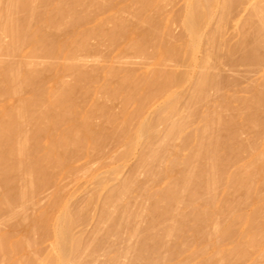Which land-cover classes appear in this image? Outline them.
Wrapping results in <instances>:
<instances>
[{
	"label": "rangeland",
	"instance_id": "374dc122",
	"mask_svg": "<svg viewBox=\"0 0 264 264\" xmlns=\"http://www.w3.org/2000/svg\"><path fill=\"white\" fill-rule=\"evenodd\" d=\"M77 1L35 0L32 14L29 1L19 0L33 18L18 2L29 17L20 8L12 14L31 39H20L17 48L10 44L14 22H2L13 26L0 29L12 33L0 32L1 126L21 102L40 100L30 110L24 104L27 121L14 117L11 129L0 127L25 135L27 142L16 138L26 142L22 162L37 166V160L40 169L19 162L13 169L18 147L8 150L14 136L6 143L9 134L1 131L0 161L12 170L0 167L8 170L0 171V240L7 245L0 264H264V159L240 172L254 152L264 156V41L256 29L262 16L250 17L264 0H231L224 11L223 0H206V14L196 13L194 42L184 20L195 0ZM68 9L82 19L71 24ZM64 19L69 24L55 25ZM9 44L18 51L7 52ZM20 63L37 70L27 79L29 66L20 69L16 79L30 82L20 81V88L18 81L13 95L19 69L7 71L11 84L5 70ZM203 73L209 85L193 99ZM60 87L64 97L53 98L60 103L49 109ZM206 119L212 125L202 135ZM178 121L181 132L167 135ZM143 123L152 127V135L142 134L148 138L139 137ZM198 133L215 147H202ZM162 145V155L151 160ZM4 146L17 152L14 159ZM209 157L218 177L213 190L206 187ZM186 174L194 176L188 186L180 181ZM122 186L120 219L115 200H108ZM235 215L250 222L233 221ZM62 228L74 241L64 252L57 240Z\"/></svg>",
	"mask_w": 264,
	"mask_h": 264
},
{
	"label": "bare ground",
	"instance_id": "6f19581e",
	"mask_svg": "<svg viewBox=\"0 0 264 264\" xmlns=\"http://www.w3.org/2000/svg\"><path fill=\"white\" fill-rule=\"evenodd\" d=\"M20 1H21V2H25V0H24V1L20 0ZM26 1H27V0H26ZM28 1H29V5L32 7L33 5H32L31 3L33 2V4H34V1H35V0H33L32 2H31V0H28ZM36 1H37V0H36ZM76 1H77V0H73V3H77V2H78V1H77V2H76ZM79 1H81V2H83V1L88 2V1H91V0H88V1H87V0H79ZM207 1H208V3H210V1H212V0H210V1L207 0ZM207 1H206V0H197V1L195 0L194 3H191V7L189 6V7H190L189 10L187 9V13H188V14H186V15H187V18H186V16H185V20H184V21H185V23H184V24H185V30L188 29V31H189L190 34H191V38H192V41H193V42H194V40H197V33H196V29H195V28H196V24H197L196 21H197L198 15H200L199 12L201 11L200 13H201L202 15H203V14H206V12H207V10H206L207 6H205V3H207ZM229 1H230V2H229ZM18 2H19V0H8L7 3H6V2L3 3V4H6V5H4V6H6V7H4L3 4L0 3V7H1V8H0V16H1L0 19H1L2 17H3V18L6 17V19H3V18H2L3 20L1 19V22H0V23H1V24H0V29H1V26L4 25V23L2 24V22H3L4 20H7V21H9V22L12 21V22H14V24H13L12 22H11V24H13L14 26L11 25L10 23H8V24L5 23V25H8V26H5V25H4V26H5L4 28L7 29V28H9L10 26H11V27L13 26L12 28L15 29V30L13 29V30L15 31V33H14V31H12V33H13L15 36H17L18 38H17V37L15 38V36L13 37L12 33H10V34L7 33V30H8V29H7V30H4L3 27H2V30H1L0 32L3 33V32L6 31L5 33H6V34H9V35H8L9 37L12 35V36L10 37V38L12 39L11 42H10V44H11L14 48H17L16 46H17L18 44H20V42L22 43V41H25V39H27V40L31 39L30 35L28 34V35H29V36H28V35L26 34V32H25V31H28V30H27V25H24V22L21 23V24H20L19 21L17 22V19H16V17H15L16 15L14 16V15L12 14L13 11H14V14H16L15 12H17V13L20 12V11L17 10L18 8H20V7H18V4H19L20 2H19V3H18ZM81 2H80V3H81ZM195 2H196V3H195ZM221 2H222V4H223V5H222V4L220 3V5H222V7L220 6L221 11L226 10V7L229 6V4H231V0H223V1H221ZM17 3H18V4H17ZM25 3H28V2H25ZM83 3H84V2H83ZM16 5H17V6H16ZM22 5L24 6V3H23V4H22V3L19 4V6H22ZM27 5H28V4H27ZM27 5H25L24 8L28 10V8L26 7ZM29 5H28V7L30 8ZM206 5H207V4H206ZM2 6H3L4 8H3ZM204 6H205V7H204ZM260 7H261V8H259V6H258V7H255L254 10H252L253 12L251 11V12H252V13H251V16H250L251 18H253L254 16H255V17H257V16H262V17H264V13H262V12H264V8H262V7H264V5H262V6H260ZM2 8H3L4 10H2ZM14 8H15V9H14ZM32 8H33V12H32V14H33V13H34V6H33ZM32 8H31V9H32ZM187 8H188V6H187ZM25 9H24V10H25ZM16 10H17V11H16ZM19 10H22V12H23L24 14H25V12H26V11H25V12L23 11L22 7H21ZM29 10H30V9H29ZM29 10H28V12H26V13H28V14L30 15V14H31V11L29 12ZM1 11H2V12L4 11V12H3L4 14L1 13ZM68 11H69V9L67 10V13H69V12L71 11L69 14H67L68 16H71V17L69 18V17H67V15H66V19H67L68 21L70 20V23H71V24H72V22H71V18L74 19V20H75V19L78 20V19H80V18L82 19V17L79 16V15H78V17L76 16V18H75L74 15H77V14H75V13L73 14V11H72V10H70L69 12H68ZM198 11H199V12H198ZM197 12H198V13H197ZM10 13H11V15H10ZM71 13H72L73 15H72ZM196 13H197L198 15H196ZM1 14H3V15H1ZM28 14H27V15L25 14V16L29 17ZM32 14H31V15H32ZM70 14H71V15H70ZM252 14H253V15H252ZM261 14H262V15H261ZM31 15H30V18H31ZM9 16H11V17H9ZM13 16H14V17H13ZM72 16H74V17H72ZM252 16H253V17H252ZM27 17H25V18H27ZM79 17H80V18H79ZM196 17H197V18H196ZM255 17H254V18H255ZM262 17L259 19V23L257 22L258 28L256 27V29H257V31H258L257 34L259 35V37H260V35H261L260 38L262 39V41H264V40H263V39H264V18H262ZM9 18H10V19H9ZM12 18H13V20L16 19L15 21H16L18 24H17L15 21H13ZM32 18H33V15H32ZM32 18H31V19H32ZM31 19H28V18H27V19H25V20L30 21ZM66 19H64V20L62 21L61 24L55 23V25H58V26L60 27V26H62L63 24H64V25L69 24V23H66V22H68ZM65 20H66V21H65ZM76 20H75V22H77ZM64 21H65V22H64ZM4 22H6V21H4ZM26 22H27V21H26ZM63 22H64V23H63ZM73 22H74V21H73ZM195 22H196V23H195ZM15 23H16V24H15ZM65 23H66V24H65ZM9 24H10V25H9ZM19 24H20V26H19ZM16 26L19 27L18 29H19V33H20V34L25 30V31L22 33V34H24V36L21 34V35L23 36V39L21 38L22 36H21L20 34H18V32H16V30L18 31V29H16V28H17ZM23 26H25V27H23ZM52 26H54V24H52ZM11 27H10L9 29H12ZM21 27H23L24 30H23V28H21ZM54 27H55V29H56L57 26H54ZM54 27H53V28H54ZM25 28H26V29H25ZM57 28H58V27H57ZM3 30H4V31H3ZM21 30H23V31L20 32ZM8 31L11 32L10 30H8ZM214 33H215V31L213 32V34H214ZM16 34H17V35H16ZM213 34L210 35V36L208 37V41L212 40ZM19 35H20V38H19ZM27 37H28L29 39H28ZM13 38L16 40V41H14V44L17 43L18 40H19V43H17L16 45H14L13 42H12V41H13ZM20 39H21L22 41H20ZM29 41H30V40H29ZM10 44H9L8 47H6V49H5L6 51H7V50L10 51V50L13 48ZM18 46H19V45H18ZM186 46H187V45H186ZM8 48H9V49H8ZM10 48H11V49H10ZM187 48H191V47H189V45H188ZM18 49H19V47H18ZM18 49H17V50H16V49H12L11 51H12V53H15V51L17 52ZM14 50H15V51H14ZM7 52H8V51H7ZM10 53H11V52H10ZM20 64H25V63H20ZM20 64H18L17 66L20 67V66H21ZM206 64H207L206 62L203 63L204 66H206ZM26 65L29 66V68L26 67ZM10 66H11V67H14V68L11 69ZM23 66L26 67V68H28L27 71H26V68H24V70H25L24 73H25V72L29 73V72L31 71V72L29 73L30 75H29V74L25 75V74L23 73V74L27 77V79L30 78L31 75L34 74V72H36V70H37V69L35 68L36 66H34V65H30V64L22 65L20 68H19V67L15 68L16 65H14V66H13V65H9V67H8L9 69L6 68L7 70H5L6 73H8V72L16 73V72L19 71V72L16 73L15 75H12V76L14 77V80L12 79L13 83H12V81H10V80H11L10 78H13V77H10V76H11L10 74H12V73H10V74L8 73L9 75H6V73H5V75L7 76V78H9V79H8L9 82H10L9 84L12 83V84L10 85V87H11V90L13 91V93L11 92L10 88L8 89V91L10 90V94L12 93V94L14 95V93H16V92H17V91L23 86V84L25 85V82L27 81L26 78H25V79H22L23 82H24V83L22 84V83L20 82V81H22V80H21L22 77L20 78V81L18 80V78L16 79V76H18L17 74L20 73V69H21ZM30 66H32V67L30 68ZM33 66H34V67H33ZM34 68H35L36 70H35ZM17 69H19V70L17 71ZM32 69H34V71H32ZM12 70H13V71H12ZM14 70H15V72H14ZM7 71H8V72H7ZM28 71H29V72H28ZM24 75H22V76H24ZM28 75H29V76H28ZM18 77H19V76H18ZM24 80H25V81H24ZM16 81H17V82H16ZM18 81L21 83V84H20V88H19V86H18L19 84H16V83H18ZM14 82H15V84H14ZM29 82H30V79H29ZM29 82L27 81L26 84H28ZM208 83H209V80H208L207 76H206L204 73L201 74V76H199V79L196 81V83H195V87H194V90H193V92H192V94H193V99H194V98H199L200 96H202L204 89L209 85ZM12 86H13V87H12ZM15 86H17V88H16ZM14 87H15V88H14ZM14 89H16V90H14ZM60 89H61V87L59 88V91H60V92H59V91H58V92H55V93L52 95L53 97H51V95H50L49 100H51V101L54 100L53 102H55V103L52 104V103H53V102H52V103L50 104V102H49V104H50V105L48 104L49 109H52V108H51V105L56 106V105H58V103H60V101H59L57 98H61L60 96H63V94L61 95V93L64 92V87H62L61 90H60ZM62 90H63V92H61ZM59 93H60V94H59ZM12 94H11V95H12ZM38 95H39V93L37 94V96H38ZM54 95H55V96H54ZM37 96H36V97H37ZM58 96H59V97H58ZM38 97H39V98H34V99H33V100H34V102L32 101L33 103L31 102V103L29 104V103H26V102H25L26 105L28 106L29 110L31 109L32 104H34L35 102H36V103L39 102V100H40V95H39ZM55 97H57V98H56V99H57L56 101H55V99H53V98H55ZM63 97H64V96H63ZM63 97H62V99H60V100H63V101H64ZM36 99H39V100L36 101ZM52 99H53V100H52ZM46 101H47V98H45V102H46ZM56 102H57V103H56ZM25 103H22V102H21V103L19 104V106L16 107V109H14L13 111L11 110V111L13 112V114H14V115H13V118L11 117V115L8 116V117H9V118H12V119H13L12 121H14V117H15L16 119H18V121H19L20 119H23V117H24L23 121H27V120L29 119V118H27V117L25 116V114H28V113H25V112H26V111L29 112L28 109H27V106L24 105ZM28 104H29V105H28ZM55 104H56V105H55ZM45 105L47 106V104H45ZM29 106H30V107H29ZM46 106L43 108V111L46 110V108H47ZM25 108H26V111H25ZM44 109H45V110H44ZM166 109H167V110H172V106L169 105V106L166 107ZM12 112H11L10 114H12ZM169 112H170V111H169ZM29 114H30V113H29ZM29 114H28V116H29ZM43 114H44V112H42L41 114L38 113L39 116H40V115L43 116ZM42 116H40V118H41ZM45 116H46V115H45ZM45 116H43V117H45ZM25 117H26V118H25ZM29 117H31V116H29ZM35 118L38 119V120H37L38 125H39V123H41V122L43 121V119H41V121H40V120H39V119H40L39 117L37 118V117L35 116ZM46 118H47V116H46ZM46 118H45V119H46ZM26 119H27V120H26ZM7 121L9 122V119H8ZM12 121H10V122H12ZM20 121H22V120H20ZM39 121H40V122H39ZM44 121H46V120H44ZM48 121H49V120H47L46 123H47ZM10 122H9V124H10ZM205 122H206V123L204 124V128H203L202 131L200 132V134H202V135H203L206 131H209L208 129H209V128L211 127V125H212V122H211V121L208 122L207 119L205 120ZM210 122H211V123H210ZM44 123H45V122L41 123L42 125H41V124H40V125L43 126V125H45ZM1 124H2V123H1ZM1 124H0V126H1ZM9 124L7 125V122H6V123H3L4 126L7 125L8 128L11 129V127H9L11 124H10V125H9ZM145 124H146V123H145ZM145 124L143 123V125H141V126L138 128V130H137L139 133H141V136L139 135L140 138L145 134V132L148 133V132H150V130L152 129L151 126H148V127H147V124H146V125H145ZM210 124H211V125H210ZM3 125H2V126H3ZM148 125H149V124H148ZM169 125H170V126H169ZM169 125H168V128H169V129H167L166 134L169 132L170 135H171V133H174V134H175V133H179V132H181V130H182V128H183V124H182V122H180V121L175 122V123H174V122H171V123H169ZM207 125H209L210 127H209V126L207 127ZM2 126H1V127H2ZM7 126H5V128H7ZM11 126H12V125H11ZM1 127H0V133L3 134V136H6V134L4 135L3 132L6 133V131H7L8 134H9V136H10V132H11L12 130L9 132V129H8V130H5L4 127H3L4 130H2ZM150 128H151V129H150ZM168 130H169V131H168ZM1 131H3V132H1ZM151 131H152V130H151ZM169 133H168L167 135H169ZM11 134H12V136H10V137L7 135L8 138H7V136H6V138H4V137H2V135H1L0 137H2V138H4V139H7V140H6V143H7L8 141H10V140L16 142V141H17L16 138L20 137L19 135H16V136H15V134H14V135H13V133H11ZM68 134H69L68 136H70V137L66 136V138H70V139L73 138V137L71 136L72 133H71V135H70V133H68ZM142 134H143V135H142ZM200 134L198 133V134H196V136L198 137ZM146 135H149V136H150V135H152V133L150 132V134L148 133V134H146ZM146 135L143 136V137H147ZM13 136H14V137H13ZM24 136H25V135L21 136V137H23V138H21V137H20V138L23 139L22 141L25 140V141L27 142V140L24 138ZM73 136H74V135H73ZM200 136H201V135H200ZM200 136H199V137H200ZM12 137L15 138V140H13ZM201 137H202L203 139L206 140V141L204 142L205 144L203 143L204 140H202V142H201V141L199 142V144H201V145L203 144L202 147H206V146H204V145H206V143H207V146L210 145L209 147H212V148L215 147V144L213 143L214 141L212 142V141L210 140L211 138H210L209 140H207L208 138H205V137H203V136H201ZM206 137H207V136H206ZM10 138H12V139H10ZM66 138L64 139L65 141H69V142L71 141L70 139H66ZM140 138H139V139H140ZM147 138H148V137H147ZM8 139H10V140H8ZM18 139H19V138H18ZM21 139H20V142H21ZM61 139H63V138H61ZM133 139H134V137H133ZM142 139H145V138H142ZM199 139H201V138H199ZM64 140H59V141H60V142L58 141L59 144L61 143V144L63 145L62 141H64ZM0 141H1V138H0ZM11 141H10V142H11ZM207 141H208V142H207ZM210 141H211L213 144H212ZM10 142H8L7 144H5L6 146L9 147V148L7 147L8 150H9V149L13 150V148H14V147L16 148V146H17L18 149H15V151H17V150H18L19 152L23 151V153H22V152L19 153V152L17 151L20 157H17V156H18V155H17L16 158H15L16 160H13V163H11L12 165L10 164V165L12 166V168H13V165H16V163H17L18 168H20L21 165L23 164L22 166H25V165L28 166L27 168H26V166H25L26 169L29 170L30 168H33V167H34L33 170H35V169H36V168H35L36 165L34 164L35 166H34V165L31 166V164L34 163V162H31V161H30V165H28L29 161H28L27 163H25V165H24V163L22 162V160H24L25 157H26V154L24 153V151H25V149H26V142H24V143L21 142V143H20L19 140H18L17 143H15V144H14V142H12V143H10ZM56 142H57V141H56ZM69 142H67L68 144H64L63 146L70 145L71 143H69ZM9 143H10V144H9ZM18 143H19V144H18ZM22 143L25 144V145H23ZM208 143H209V144H208ZM12 144H14L15 146L13 145V147H12V146H11ZM16 144H17V145H16ZM61 144H60V145H61ZM161 144H163V142H162ZM211 144H212V146H211ZM159 145H160V144H159ZM201 145H200V148H202ZM23 146H25V147H23ZM162 146H163V145H162ZM213 146H214V147H213ZM4 147H5V146H4ZM11 147H12V148H11ZM159 147H161V146H159ZM7 148L5 147L3 150H4L5 152H6V151L8 152ZM163 148H164V146H163L162 148H160L161 150L158 148V150H156V151H157L156 153H155V152L152 153L153 151H151V153H152V155H151V153H150V155H151V156H150V157H151V160H152V158H153V160L156 159V157H158V154L160 155V153H161V155H162V150H163ZM160 151H161V152H160ZM9 152H10V153H9ZM9 152H8L9 155L7 156V158H10V157L13 155V156L11 157V159H14V154L16 155L17 152H12V153H14V154H12L11 151H9ZM25 152L27 153V151H25ZM3 153H4V152H3ZM5 154H6V153H5ZM5 154H4V155H5ZM10 154H11V156H10ZM24 154H25V157L23 156ZM6 155H7V154H6ZM155 155H156V156H155ZM161 155H160V156H161ZM21 156H23L24 158H22ZM4 157H6V156H4ZM20 158H21V159H20ZM211 158H214V157H209L210 162L212 161ZM17 159H18V160H21V161H18ZM263 159H264V156H263V152H262V151H256V152H254V154L252 155V157H251V159H250V161H249V164L246 165L245 167H243V168H242V171H240V172H241V173H244V172L247 173L249 167H250L253 163H256L257 161H261V160H263ZM1 160H2V158H1ZM149 160H150V159H149ZM170 160H171V159H170ZM14 161H15V162H14ZM16 161H17V162H16ZM168 161H169V159L167 160V163H168L169 165L173 164L172 160H171L172 163L169 161L171 164H170ZM173 161H174V160H173ZM213 161L215 162V159H213ZM213 161H212V162H213ZM0 162H3V160L0 161ZM18 162L21 163V165H20ZM36 162H37V166H36V167L38 168L37 170H39V169H40V165H39L40 162H38L37 160H35V163H36ZM208 162H209V161H208ZM210 162H209V163H210ZM212 162H211V164H210V165H212V167L209 165V163H208V165H207L208 168H209V166H210V168H212V169H210V168L208 169L207 167H206V168L208 169V171L206 170V168L204 169L205 171H207V172H205V173L207 174V175H206V177H207V181H208V179H210V180L207 182V184H206V187L209 185L208 188H207L208 190H213V189L216 187L217 183H218V179H217L218 177H216L217 174H216V170H215L214 165H213L214 162H213V164H212ZM0 165H1V163H0ZM3 165H5V166H3ZM17 165H16V169H17ZM19 166H20V167H19ZM30 166H31V167H30ZM38 166H39V167H38ZM0 167H1V168L4 167V168H8V170H12V169H10V166L8 167V165H6L4 162H3V164H2ZM1 168H0V169H1ZM4 168H3V172H2V169L0 170L2 173H4V170H7V169H4ZM213 168H214V169H213ZM13 169H15V167H14ZM8 170H7V172H8ZM30 170H32V169H30ZM208 172H211V173H210V174H211L210 178H208V174H209ZM213 172H215V173H213ZM248 172H249V171H248ZM5 173H6V171H5ZM246 173H244V174H246ZM189 174H190V173H189ZM189 174H186V175L189 176V178H188L187 176H185V175L182 176V177L185 176L184 179L181 177V180H180V181H184V182H185V183H184V182H181L182 186H186V185L188 186V184H190V181H192V178H193L194 176H193V174H192V175H189ZM203 174H204V171H203ZM212 174H213V175H212ZM214 174H216V175H214ZM239 174H240V173H239ZM244 174H243V175H244ZM204 175H205V174H204ZM241 175H242V174H240V176H241ZM190 176H191V179H190ZM187 178H188V180H187ZM227 178L229 179V177H227ZM227 178H226V180H228ZM182 179H183V180H182ZM186 180H187V182H186ZM189 180H190V181H189ZM193 180H194V178H193ZM183 183L186 184V185H183ZM124 186H125V185H124ZM124 186H122L121 188H119V190H117V191L115 192L116 195L118 194L117 192H119V194H118L117 196L114 197L115 199H114L113 197L110 196V198H109V200H108V201H110V203H113V204H114V202H111V201H112V200H115V204H116L115 207L118 206V207H117V210H119V214H117V215L119 216L120 219H121V216H123L122 214L124 213V211H123V209H122V207H121L122 205H120V204H121V202H120V201H121V200H120V197L122 196V193H124V191L126 190V189H124ZM122 188H123V189H122ZM125 188H126V187H125ZM209 188H210V189H209ZM120 189H121L122 191H121ZM127 189H128V188H127ZM123 190H124V191H123ZM120 192H121V194H120ZM25 195H26L25 190H21V191L19 192V197H20V198L25 197ZM171 195H172V196H171ZM112 196H113V195H112ZM167 196H168V195H167ZM169 196H171L172 198L170 197V198H171V200H170L169 197H166L167 199L169 198L168 201H169V200H170V201H173V199H174V194L171 193ZM111 198H112V200H111ZM119 200H120V201H119ZM117 203H118V204H117ZM119 203H120V204H119ZM120 207H121V208H120ZM118 208H120V209H118ZM121 209H122L123 212H120ZM107 212H108V211L106 210V211H105V215H108ZM120 214H121V215H120ZM67 218H68V217H67ZM67 218H64V219H67ZM68 219H69V218H68ZM232 219H233V221H236V220L239 221V220H241V221H243L245 224H248V223L250 222V217H242V216H239V215H235V216H233ZM63 222L66 223V222H68V220H67V221H66V220H63ZM217 229H218V228H217ZM217 229H216V232L218 231ZM60 230H61V229H59V231H57V232H60ZM63 231L66 232L65 229L62 228V231L58 234L59 236L57 237V240H58V244L62 247L61 249H60V247H59L58 249H59V250H63V252H64V249L66 250L67 246L70 245V242H69V241L71 240V238H70V239H67L68 235H67V237H66L65 234H67V233H63ZM68 238H69V237H68ZM3 239H4V238H3ZM3 241H4V240H3ZM3 241L0 240V251H2V250L4 249L3 247H6V246H7V245H6V246H5V245L3 246V243H4ZM67 241H68L69 243H68ZM71 241H73V240H71ZM2 242H3V243H2ZM67 243H68V245L65 246ZM5 244H6V242H5ZM71 244H74V241L71 242ZM59 245H58V246H59ZM6 248H7V247H6ZM6 248H5V249H6ZM60 252H61V251H60Z\"/></svg>",
	"mask_w": 264,
	"mask_h": 264
}]
</instances>
